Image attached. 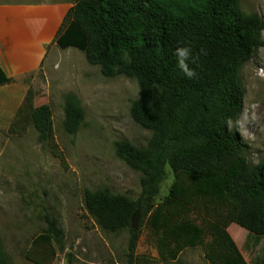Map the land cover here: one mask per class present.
<instances>
[{"label": "trees", "instance_id": "trees-1", "mask_svg": "<svg viewBox=\"0 0 264 264\" xmlns=\"http://www.w3.org/2000/svg\"><path fill=\"white\" fill-rule=\"evenodd\" d=\"M74 1L55 42L64 50L82 51L106 78L135 79L139 97L130 114L152 132L146 147L126 140L115 143L117 156L142 174L139 198L108 189L86 191L88 213L106 232L128 231L129 264H134L145 221L166 264H185L183 251L199 246L208 264H248L228 229L236 224L255 238L264 237V162L249 163L243 141L229 123L243 109L242 69L264 46L263 19L245 13L241 0ZM178 48H190L197 58L196 63L188 60L196 73L191 79L177 65ZM12 82L0 67V86ZM28 111L39 142H48L52 111ZM85 119L80 100L68 93L64 130L75 136ZM167 168L174 181L157 203ZM137 210L141 220L133 230ZM45 220L47 228L33 245L41 255L55 256L54 245L63 247V232L49 212ZM0 264H13L1 232Z\"/></svg>", "mask_w": 264, "mask_h": 264}, {"label": "rangeland", "instance_id": "rangeland-1", "mask_svg": "<svg viewBox=\"0 0 264 264\" xmlns=\"http://www.w3.org/2000/svg\"><path fill=\"white\" fill-rule=\"evenodd\" d=\"M41 1L0 0V4ZM241 8L247 14H259L264 21V0H241ZM4 43L0 41V58H8L13 68L19 66L11 55L15 51L23 56L17 51L25 53L26 47ZM50 51L42 74L35 72L0 86V232L5 250L13 264H129L128 231H104L88 213L84 197L86 191L100 189L133 200L141 194L142 174L122 161L115 150L119 140L142 148L152 138V132L138 126L130 114L132 102L139 97L138 82L125 76L104 77L100 67L90 65L75 48L54 46ZM26 55L24 64L30 66L35 52ZM241 77L246 89L243 109L229 128L238 131L249 163L257 165L264 162V46L245 64ZM68 93L77 96L86 112L75 136L63 126ZM24 105L52 111L48 142H39L28 109L20 112ZM167 171L157 203L168 195L174 181L171 169ZM48 212L58 219L63 232V247L54 245L55 256H43L33 245L47 228ZM140 230L134 264H166L146 221ZM228 231L248 264L262 263L264 237L255 238L236 224ZM180 260L208 264L201 246L186 249Z\"/></svg>", "mask_w": 264, "mask_h": 264}, {"label": "crops", "instance_id": "crops-1", "mask_svg": "<svg viewBox=\"0 0 264 264\" xmlns=\"http://www.w3.org/2000/svg\"><path fill=\"white\" fill-rule=\"evenodd\" d=\"M74 4V0H44L32 4H0V14L2 15L0 16V41L2 43L4 40L10 41L17 43L19 47L22 45L26 47L23 49L25 53L16 50L23 56H17L15 51L11 55V60L14 63H19V66L15 68L11 66V61L8 58L6 60L0 58V67L9 78L19 81L28 74L39 72L41 68L44 70L43 65L52 52L50 48L58 47L55 42L57 34L66 14ZM34 52L36 57L33 55L32 64L25 66L26 54L32 55Z\"/></svg>", "mask_w": 264, "mask_h": 264}, {"label": "clouds", "instance_id": "clouds-1", "mask_svg": "<svg viewBox=\"0 0 264 264\" xmlns=\"http://www.w3.org/2000/svg\"><path fill=\"white\" fill-rule=\"evenodd\" d=\"M175 55L177 57V65L182 70V72L185 74L186 77L189 79L193 78L196 73L189 68L188 60L192 59L193 63H196L197 58H193L191 56V49L190 48H178L175 52ZM256 119L255 114H253V120Z\"/></svg>", "mask_w": 264, "mask_h": 264}, {"label": "water", "instance_id": "water-1", "mask_svg": "<svg viewBox=\"0 0 264 264\" xmlns=\"http://www.w3.org/2000/svg\"><path fill=\"white\" fill-rule=\"evenodd\" d=\"M140 220H141L140 211L137 210L132 218V229L133 230H137L139 228Z\"/></svg>", "mask_w": 264, "mask_h": 264}]
</instances>
